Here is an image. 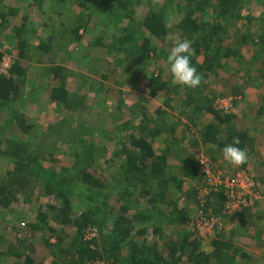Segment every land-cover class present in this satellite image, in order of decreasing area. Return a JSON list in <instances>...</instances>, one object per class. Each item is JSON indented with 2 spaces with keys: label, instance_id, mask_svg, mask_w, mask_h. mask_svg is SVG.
Wrapping results in <instances>:
<instances>
[{
  "label": "trees",
  "instance_id": "1",
  "mask_svg": "<svg viewBox=\"0 0 264 264\" xmlns=\"http://www.w3.org/2000/svg\"><path fill=\"white\" fill-rule=\"evenodd\" d=\"M44 1L27 5L42 7ZM48 1L59 16L70 3L77 6L44 36L27 16L9 30L13 11L0 0V61L5 53L13 57L9 76L0 74V264H264L238 246L240 237L259 242L264 234L259 201L225 215L227 189L219 185L200 206L192 199L205 186L201 153L181 156L173 147L182 124L187 142L205 145L202 154L214 167L249 172L248 162L234 167L222 157L238 137L237 146L257 162L249 173L264 190V118L257 120L264 115V95L255 115L244 111L242 120L211 108L219 96H233L236 106L244 86H264V0H159L155 6L153 0ZM94 17L100 31L95 42L106 47L107 57L93 58L100 64L88 71L100 86L106 81L120 89L105 126H85L81 117L70 126L75 112L88 114L80 87L91 81L75 75L68 55L90 56L80 30L87 31ZM177 39L192 41L191 63L202 76L196 89L172 83L166 57ZM33 56L37 76L45 78L38 85L45 103L55 108L50 116L58 117L47 127L49 138L26 103L38 100L27 93L23 66ZM239 61L246 71L232 64ZM198 210L220 216L208 238L194 227ZM88 230L95 235L86 238ZM37 242L44 250H36Z\"/></svg>",
  "mask_w": 264,
  "mask_h": 264
},
{
  "label": "rangeland",
  "instance_id": "2",
  "mask_svg": "<svg viewBox=\"0 0 264 264\" xmlns=\"http://www.w3.org/2000/svg\"><path fill=\"white\" fill-rule=\"evenodd\" d=\"M29 1L32 0H5V3L7 4L8 7H10V10L13 11L12 13H8L7 15V21H8V25H9V30L11 26H16L19 25L22 21V17L23 16H27L30 22V26L34 27V26H39L38 29H41V33L42 35L46 36V34L49 32V29L54 28L55 26H57L59 24L60 21H64L68 18H70V16H72L73 12L76 9V4L74 3H70L69 7L66 9H64L63 11V15L59 16V15H55L54 11L52 10L53 8H51L52 3H50V1L45 0L42 4V7H38L35 5L32 6H28L27 3ZM252 8H255L254 5ZM43 9H45L47 12H41ZM60 8H57V11ZM50 11H52V15L49 14ZM51 16V20H49L48 18ZM48 21L50 22V25L47 28H44V26L42 25L43 21ZM255 23H253L254 25ZM98 19L94 17V19H92L91 23H89L87 25V31L84 30H80V33L83 35V40L85 42V46L86 50H84V52L88 51L90 53V56L88 58H83L81 53L79 54H72L70 53L68 55V59L71 60L72 63L69 64V66L72 68V70L74 71L75 75H77V73H83L84 75L87 74V78L88 81H91V84H87L85 87H80L83 88V90L87 93V95L85 96V102H86V111L88 112V114H84V115H79L75 112L71 118L72 119L69 123V125L74 126L75 123L73 120L78 119L79 117H81L84 122H85V126L91 127V126H105L106 125V120L109 121V116H108V108L113 106L115 104V102L113 101V98H115L117 96V90L120 89L117 87V85L115 84H111L110 82H104L105 84V88L100 86V84H98L97 82H94V79H97V77L94 76V73L89 72L90 69L99 62H93L95 60L94 59H98L99 61H104L105 58L107 57V50L106 47L101 46L99 44H97L96 41V37L100 34V31L98 30ZM8 29L7 31L3 32V35L1 36V41L2 43H4V45L9 44V41L6 37H4L5 33H8ZM55 41L58 42H62L63 40L60 39L59 37H57L55 39ZM106 41V38H105ZM10 55V57L13 59L12 55L10 54V52L8 53ZM35 57L33 56L31 59H27L23 62V66L25 67V72L26 75H28L29 77V83L27 85L28 88V94L31 95H35L38 97V100L35 103H30L28 100L26 103H28L30 105L31 108V112L33 113V116H35L34 118H36L37 120V127L41 128V127H45L43 129V136L46 138H49L48 134L49 133V129L47 127H49V125L53 126V123L55 120H57V116H50L51 111L55 110V108H51L50 106H48L47 103H45V95H44V91H42V88L40 86H38L40 83H44L45 78L41 77L39 78L38 72H37V68L39 67L38 64L35 61ZM100 64V63H99ZM232 64L236 67H240V69L244 72L246 71V62L245 61H239V63H235L232 62ZM158 69L157 71H160V67L159 65L157 66ZM89 69V71H88ZM159 73V72H158ZM37 78V81H36ZM241 77L237 78V82L240 83V85H244V81H241L240 79ZM100 80V79H99ZM261 80V79H260ZM33 81H36L35 83L32 84ZM261 81L257 82V85L255 84H251V85H246L243 88V93L240 95H237L235 97V99H237V104L235 106L234 104V108L235 111L234 113H236V116L238 117V120H242L243 115L242 112H244L243 110H247L249 111V117L250 116H254V114L252 115V111L255 110L256 108H258V106L260 105V101H263V97L262 95H264V86H261ZM111 84V85H110ZM35 85H37L35 87ZM110 86H112V89L110 90ZM107 88V90H105ZM122 90L128 94V90H125L122 88ZM39 91H42V93H39ZM224 93H227L224 91ZM225 95V94H223ZM146 97L147 95H144L142 93H137L136 97L140 98V97ZM220 97V96H219ZM217 99V98H216ZM215 99V101H216ZM215 101L213 102V109H215L214 104ZM25 103V104H26ZM44 107V109L42 108ZM54 112V111H53ZM63 115L57 114L58 116H67V114L65 113H61ZM87 117V119H85V117ZM210 117V115L206 114V117ZM64 117V118H65ZM68 117V116H67ZM264 118V115H260L257 120H262ZM170 119L175 120L173 117H170ZM203 119V118H202ZM51 120V121H49ZM176 121V120H175ZM105 122V123H103ZM48 123V124H47ZM94 123V125H93ZM178 132H177V140L178 142L176 144L173 145V147L180 149V153L181 156L186 155V153H202L203 150L205 149V145L203 146L202 144L199 145L198 147L194 148L191 147L190 144L187 142L188 137H190V134H188V130H184V126H182V124H178ZM64 131H67V129L65 128ZM65 134V133H64ZM64 134H62L61 136H63ZM64 137V136H63ZM61 139V138H60ZM52 141V140H50ZM61 144V140H58L56 142V146L59 144ZM70 156L65 157L63 160H68L70 159ZM256 161H254V159L251 157H249L248 159V165L247 168L248 171L250 173L253 172V168L256 167ZM177 168V167H176ZM176 171V169H175ZM178 172V171H177ZM261 186L263 185V183L260 184ZM197 195V194H196ZM198 197L199 194L193 198L192 200H195L196 202L198 201ZM190 204L192 205V201L190 202ZM30 207V206H29ZM27 208V214L29 215L31 212V209H33V205L30 208ZM256 207H260L262 209H264V201L261 200L259 201V203L256 204ZM2 221V220H1ZM8 232H10L9 228L5 227V234L7 235ZM39 240V239H38ZM263 244V248H264V243ZM36 250L38 252H40L41 250H44V245L41 242H37L36 243Z\"/></svg>",
  "mask_w": 264,
  "mask_h": 264
},
{
  "label": "built area",
  "instance_id": "3",
  "mask_svg": "<svg viewBox=\"0 0 264 264\" xmlns=\"http://www.w3.org/2000/svg\"><path fill=\"white\" fill-rule=\"evenodd\" d=\"M12 63L13 59L5 53L0 61V74L9 76ZM214 106L216 110L223 113H234L235 111L233 96L231 95L217 97ZM199 163L205 180V186L200 190V197H198L200 206H202L203 197L209 192V189L211 187L217 189L219 185H223L227 189L226 201L222 211L225 215L241 212L244 207L254 204L256 200L264 201V190L256 187L254 178L246 170L230 171L225 168L214 167L208 157L202 153L199 156ZM196 217L194 227L203 238H208L221 225L220 216L207 217L198 210ZM94 235L93 230H88L86 238H91Z\"/></svg>",
  "mask_w": 264,
  "mask_h": 264
},
{
  "label": "clouds",
  "instance_id": "4",
  "mask_svg": "<svg viewBox=\"0 0 264 264\" xmlns=\"http://www.w3.org/2000/svg\"><path fill=\"white\" fill-rule=\"evenodd\" d=\"M159 0H153V5H157ZM195 54L192 41L175 40L167 57L166 63L170 72L172 83L196 89L202 82V76L191 63V57ZM240 140L234 137L231 144L224 146L222 157L229 165L241 167L248 162V153L238 147Z\"/></svg>",
  "mask_w": 264,
  "mask_h": 264
},
{
  "label": "crops",
  "instance_id": "5",
  "mask_svg": "<svg viewBox=\"0 0 264 264\" xmlns=\"http://www.w3.org/2000/svg\"><path fill=\"white\" fill-rule=\"evenodd\" d=\"M256 109L252 111L254 115H255L254 112H256ZM243 111H245V110H243ZM247 112H249V111H247ZM259 152L261 155L264 156V145H259ZM248 157H251L250 153H248ZM260 209L262 211L264 210L262 208H260ZM240 238H242V240L238 241L239 244L238 243L237 244L242 249V251L243 250L247 251L251 257L253 256V257L257 258L256 261L260 260V261H262V263H264V248H263V244H262L264 242V234H262V236H260L259 242H256V241L251 242L248 239H245L243 237H240ZM248 242H250V244H251L250 247L245 246L246 243H248Z\"/></svg>",
  "mask_w": 264,
  "mask_h": 264
}]
</instances>
